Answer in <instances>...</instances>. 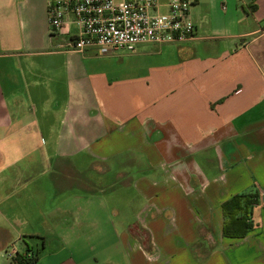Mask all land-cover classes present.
I'll return each mask as SVG.
<instances>
[{
  "label": "crops",
  "instance_id": "obj_1",
  "mask_svg": "<svg viewBox=\"0 0 264 264\" xmlns=\"http://www.w3.org/2000/svg\"><path fill=\"white\" fill-rule=\"evenodd\" d=\"M48 1L0 0V264H264V0H193L189 40L103 56Z\"/></svg>",
  "mask_w": 264,
  "mask_h": 264
},
{
  "label": "built area",
  "instance_id": "obj_2",
  "mask_svg": "<svg viewBox=\"0 0 264 264\" xmlns=\"http://www.w3.org/2000/svg\"><path fill=\"white\" fill-rule=\"evenodd\" d=\"M193 0H50L46 19L52 37L66 38L69 49L98 55L132 52L140 44L183 43L193 37ZM165 10H161V7ZM77 26L66 29L68 18ZM264 191L260 192V196ZM16 257V250L9 249Z\"/></svg>",
  "mask_w": 264,
  "mask_h": 264
},
{
  "label": "trees",
  "instance_id": "obj_3",
  "mask_svg": "<svg viewBox=\"0 0 264 264\" xmlns=\"http://www.w3.org/2000/svg\"><path fill=\"white\" fill-rule=\"evenodd\" d=\"M258 192L237 193L221 203L223 214L222 234L229 238H241L253 227L251 214L259 202ZM17 256V255H16ZM18 258V256H17ZM19 264H32L36 258H19Z\"/></svg>",
  "mask_w": 264,
  "mask_h": 264
},
{
  "label": "rangeland",
  "instance_id": "obj_4",
  "mask_svg": "<svg viewBox=\"0 0 264 264\" xmlns=\"http://www.w3.org/2000/svg\"><path fill=\"white\" fill-rule=\"evenodd\" d=\"M164 46H166V44ZM156 47H160V46H156ZM143 51H147V50L144 49ZM143 57L147 58L149 60L150 67L154 68L160 66L159 63L162 62L163 57H166V53L164 51H161L160 53H150L149 55L144 54Z\"/></svg>",
  "mask_w": 264,
  "mask_h": 264
}]
</instances>
